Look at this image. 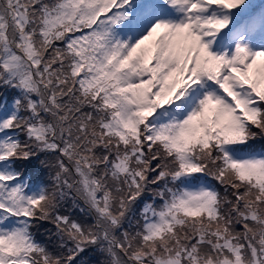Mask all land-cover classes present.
<instances>
[{
  "label": "rangeland",
  "instance_id": "obj_1",
  "mask_svg": "<svg viewBox=\"0 0 264 264\" xmlns=\"http://www.w3.org/2000/svg\"><path fill=\"white\" fill-rule=\"evenodd\" d=\"M219 1L0 0V264H264V0Z\"/></svg>",
  "mask_w": 264,
  "mask_h": 264
},
{
  "label": "trees",
  "instance_id": "obj_2",
  "mask_svg": "<svg viewBox=\"0 0 264 264\" xmlns=\"http://www.w3.org/2000/svg\"><path fill=\"white\" fill-rule=\"evenodd\" d=\"M0 5L1 6H3L1 3H0ZM69 28H74V27H70V26H68ZM83 31H86V29L85 28H83V29H79L78 31H77V33L78 34H80V32H83ZM75 34V36H76V32L74 33ZM68 37L69 38H72V34L71 35H68ZM81 52H82V57L81 58H83V60H91V61H94L95 59H96V57H93L92 56V52L88 49V48H84V47H82L81 48ZM12 59H13V57H11ZM69 59H72V57H70ZM88 66V65H87ZM5 94V93H4ZM3 94V95H4ZM47 103H48V100H47ZM163 113H166V112H163ZM158 119H160L159 117L158 118H155V117H150V119H149V121H148V123L152 126L153 124H155V122L158 120ZM85 120H87V117H85L84 118V121ZM57 123V122H56ZM91 125V126H93V124L90 122V123H88V125ZM64 125H66L67 127H68V129H70V131H72V133L74 132V130H73V128L71 127L72 125H76L77 126V124H76V122L74 121V120H69V121H67V123H65ZM91 129H92V131L94 132V133H96V134H99L98 132H96V130L95 129H93L92 127H91ZM261 131H262V133H264V128H262L261 129ZM111 137V136H110ZM263 139H264V137H262ZM225 139V138H224ZM211 141H214L213 139H211ZM244 141H242L241 140V143H243ZM54 144H56V143H54ZM247 144V143H246ZM249 146V145H248ZM256 146V145H255ZM253 148V147H252ZM251 149V148H250ZM10 153H13V151H10ZM58 153H59V155H60V153H62V152H59L58 151ZM110 157H111V154H110ZM113 157H114V155H113ZM218 160H219V164L221 165L220 167H224V165H225V163H224V165L221 163V160L218 158ZM44 168V170L46 169V165L45 164H42V167L40 168V169H38L37 170V174H38V176L40 177L39 178V181H40V184H41V187H45L46 185H47V174H48V171H45V172H42V169ZM220 169V168H219ZM252 181L251 182H254L255 183V181L253 180V179H251ZM260 184H261V182H260ZM262 184H263V186H264V182H262ZM74 185V184H73ZM23 187V189L25 188L24 186H22ZM69 191V190H68ZM68 191H66V192H68ZM224 191V190H223ZM71 196V195H70ZM11 200H15L16 198H14V197H12V198H10ZM51 215H50V217H52L51 218V220L52 221H54V219L56 218V217H61V216H63V215H65V212L64 211H61V209H59V206L58 207H56V209L55 210H53L52 209V213H50ZM68 215V214H67ZM55 217V218H54ZM76 221H78V220H76ZM83 222V221H82ZM44 223H46V222H43L42 223V225H43V230H45V225H44ZM65 223V222H64ZM79 223V222H78ZM30 228H32V226L30 225ZM51 229L56 233V231H55V228L54 227H52L51 226ZM103 230V229H102ZM107 230L106 229H104L103 230V232H106ZM88 252H89V250H88ZM13 254H10L9 255V257L11 258V256H12ZM23 260H24V258H22Z\"/></svg>",
  "mask_w": 264,
  "mask_h": 264
}]
</instances>
